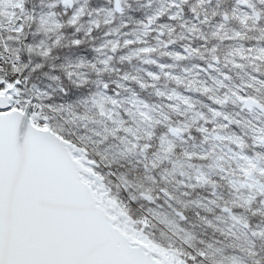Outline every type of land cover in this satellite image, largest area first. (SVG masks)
Masks as SVG:
<instances>
[{"label": "snow or ice", "instance_id": "obj_1", "mask_svg": "<svg viewBox=\"0 0 264 264\" xmlns=\"http://www.w3.org/2000/svg\"><path fill=\"white\" fill-rule=\"evenodd\" d=\"M125 2L112 0L103 23L123 15ZM186 2L168 0L176 9L168 20L180 21L181 38L195 39L197 47L185 43L182 52L164 54L173 61L197 56L202 63L192 67L198 71L186 69V80L165 71L175 65L144 62L205 96L203 111L175 88L163 92L151 85L172 102L161 107L126 87L129 80L149 86L135 76L100 78L113 71L108 53L146 43L141 37L168 9L121 33L134 39H107L93 48L92 60L81 55L59 65L75 87L49 92L35 85L28 90V76L21 74L41 69L32 57H51L63 46L66 27L73 29L72 49L83 45L78 34L88 0H50L47 7L62 6L64 19L52 11L34 15L25 0H0V264H264V0H234L231 10L212 13L219 16L215 21L201 19L210 0H193L189 23L181 21ZM100 23L89 19L84 34L91 38ZM33 24L29 40L26 29ZM201 25L210 30L202 32ZM162 29L172 31L168 23L158 26L161 35ZM153 51L137 47L119 59ZM237 70L243 73L239 83L232 75ZM90 71L97 75L95 91L77 104L49 102L53 93L87 90ZM199 73L210 83L197 80ZM146 76L159 79L152 71ZM120 90L131 94L122 97ZM128 157L142 169V183L111 167L102 174V165ZM109 177L131 201L148 202L146 214H133ZM156 224L162 225L159 234Z\"/></svg>", "mask_w": 264, "mask_h": 264}, {"label": "trees", "instance_id": "obj_2", "mask_svg": "<svg viewBox=\"0 0 264 264\" xmlns=\"http://www.w3.org/2000/svg\"><path fill=\"white\" fill-rule=\"evenodd\" d=\"M50 0H25V7L33 12L34 15H39L42 13H47L49 11H52L56 14L57 19H64L65 18V10L62 6L59 4L52 9H49L47 7ZM79 2H83V0H79ZM210 2L213 3L211 10H206V6H204V11H207V13H213L214 11L217 12V14L220 11L224 10H231L232 4L234 3V0H210ZM102 3H107L109 6V9L112 8V0H88L87 4V11L92 12V16L89 17L87 15V11L85 13V16L82 17V23L84 24V28L81 29V32L78 34L80 38L84 40L83 45L77 49L73 50L71 45L69 44V41L73 38V29L70 27H66L64 31V40H63V46L60 48H57L53 55L49 58L42 59L40 57H32L33 63H40L42 65L41 69H38L34 73H30L27 70L22 73V76L27 75L28 76V85L33 86L35 85L36 88L45 89L49 92H53V89L59 90L58 88L64 87H75V85H71L67 79L64 77L62 70L59 68V65L61 64H67L69 61H75L79 56H84L86 59L92 60L95 56V53L93 52V48L96 46H99L102 42V38H112L118 34H120V27L117 26V23L120 21V18L122 15L120 14H114V18L112 19L110 24H104L103 20L105 18L106 11L109 9L104 8L102 6ZM193 0H187V2L183 5H181L183 9V14L181 16V21L185 23H189L193 21L192 13L189 11L190 6L192 5ZM125 8L124 14L129 15L130 18H123L122 22L126 23V26H133L134 30L139 29L141 25L136 24L137 21H145L148 16L153 15L157 10L159 9H166L168 7V11L165 12L162 16L157 18V22H162L163 20H168V15L176 11L174 7H169L168 0H126L125 4L122 5ZM94 10H100L99 16H97L96 11ZM70 14V13H69ZM123 14V15H124ZM210 18V16L208 15ZM213 18H219L217 15ZM89 19H99L101 21L100 27L98 29H95L91 33V38L86 36L84 34V30L87 28V21ZM135 19V21H134ZM201 19H202V13H201ZM212 20V19H210ZM169 21V20H168ZM170 27L172 29L171 33L162 32V35L159 33H156L155 24L151 25L152 31L149 32L147 36H143L141 38H149L151 35L155 37V40H158V38H165L164 34L168 38H165L164 42H167L169 40L175 41L174 44H168L167 47L165 45L160 49L158 52L154 49L153 52L149 54H140L139 57L131 58L130 60L121 61L120 65L121 67L111 66L113 71L108 72L105 71L101 74L100 78L104 79L106 81H111L118 79L119 76H122L124 73H128L130 76H135L142 81L146 82L147 87L144 89L139 88L138 84L133 81H125L126 87L131 90V92H135L137 96L150 98L153 100H160L162 96L158 97L155 95V88H159L162 85H167L171 83L173 80L169 77L167 78L162 73L159 72V69L156 65L145 63V59H155L158 64H165V65H175L176 68H174V72L177 74H183L184 76L189 77L188 72L185 71L186 69H191L193 73H196L198 70L194 69L192 66L194 64H201L202 61L197 56H191L188 57L186 54V58L180 61H173L172 58L168 55H165L166 52H171L174 50L177 51H183L182 45L185 43H188L191 47H197V41L195 39H182L181 33L183 29L180 26V21H169ZM232 25H230L231 27ZM112 28H118L119 31L116 34H110L108 36L103 35V31H109ZM35 29V24H33L30 28L26 29L27 32V39H32V32ZM202 32L207 33L208 29L206 28V25L204 29H201ZM185 36L188 34L185 32ZM215 43V41H212ZM15 46V45H13ZM221 50L223 49V45L220 46ZM113 56V61H115L116 53H110ZM24 60H28V56H24ZM127 64H131L132 67H126ZM54 66V67H50ZM123 67V68H122ZM167 68H165L166 70ZM173 69V68H171ZM223 71H227V68H222ZM148 71L156 72L159 75V79L156 81L150 80L146 73ZM24 74V75H23ZM200 74L196 76V79L200 80ZM50 75H55L59 77L57 80H51L49 79ZM233 77L235 78H241L243 76L242 72L232 73ZM187 78V79H188ZM97 79V75L94 72H89V80L87 85L85 86L87 90H77L73 89V94L71 96H61L57 97L55 93H53L51 100L49 102H56V103H66V104H77L78 101L85 98L88 92L95 91V84L93 81ZM186 79V80H187ZM155 84V88H153L151 85ZM35 90V89H34ZM185 89L183 86H180L179 91L183 93L182 91ZM122 97H129L130 92L125 90H120ZM207 100V99H205ZM202 108V104L198 105L196 103L193 104V108L196 109L197 107ZM233 110V106L229 105L228 109L230 111ZM77 110H82V108L77 105ZM170 119H176V117L170 115ZM180 119H184L183 117H180ZM136 158L135 157H128L127 159H121L116 162H114L111 166L102 165L101 166V172L102 174L104 172L109 171V168L113 169V171H116L117 174L123 172L126 176L129 178H133L134 180L138 182H143V171L140 167L134 166L135 165ZM113 180V190L116 191L118 197L123 200L126 204L129 205L130 211L135 215H141L146 212L147 208L151 205L148 202H145L143 200H137V201H131L128 199L126 192H124L122 189H116L115 188V177H109ZM148 186V185H145ZM155 187V186H153ZM162 228V225L156 224L155 228L153 229L154 232L159 234V230Z\"/></svg>", "mask_w": 264, "mask_h": 264}, {"label": "rangeland", "instance_id": "obj_3", "mask_svg": "<svg viewBox=\"0 0 264 264\" xmlns=\"http://www.w3.org/2000/svg\"><path fill=\"white\" fill-rule=\"evenodd\" d=\"M212 5H213V3L212 2H210L209 4H207V6H206V10H211L212 9ZM102 6H104V8H106V9H109V6H108V4L107 3H102ZM112 7H113V4H112ZM232 7H233V4H232ZM231 7V8H232ZM166 9H168V7L166 8ZM210 16V19H212V21H215L217 18H213V16H212V12L211 13H207V11H203L202 12V19L204 18V16ZM123 18H130L129 17V15H126V14H124V15H122L121 16V18H120V21L117 23V26H119L120 27V34H118V35H116V36H114V37H112V38H102V42L103 41H105V40H107V39H118L120 42H121V44L123 43V40L124 39H130V40H132V39H134V37L133 36H131L130 34L128 35V36H124V35H122L121 33H130L132 30H134V27L133 26H126V23H123L122 22V19ZM128 20V19H127ZM134 21H135V19H134ZM163 23H168L169 25H170V22L168 21V20H163L162 22H157L156 23V25H155V29H156V33H158V31H157V28H158V26L160 25V24H163ZM124 25L123 27H121V25ZM137 24V23H136ZM204 27H205V25H201L200 26V28L201 29H204ZM206 28L208 29V31L210 30L209 29V27L206 25ZM168 31V29H162V30H160V32H167ZM106 31L104 30L103 31V35H104V33H105ZM105 36V35H104ZM164 36H165V38H168L167 36H166V34H164ZM165 38H158V40H155V37L154 36H150L149 38H141V40L142 41H144V42H146V43H140V44H132V45H129V46H127V47H120L115 53H116V58H115V61H111L110 62V66H116V67H121V65H120V63H121V60L119 59V57L121 56V55H127V54H129V52H130V50H132V49H135V48H137V47H150V48H153V49H155L157 52L160 50V49H162V47L164 46V43H161L162 41L164 42L165 40ZM105 51H107V50H105ZM111 52H109L108 54L109 55H111L110 54ZM167 53V52H166ZM142 55L144 54V53H141ZM133 58H136V56H133ZM126 67H132L131 66V64H127V66ZM123 68V67H122ZM174 68H176L175 66L173 67V69H169V68H167L165 71L166 72H169L171 75H180V76H184L183 74H177L176 72H174L173 70H174ZM226 71V70H225ZM22 75V74H21ZM24 75V74H23ZM186 79L188 78V77H186V76H184ZM168 78V77H167ZM200 79H203L204 81H205V83L206 84H208V83H210V81L208 80V77H207V75L206 74H200V77H199ZM233 79H234V81L236 82V83H239L240 82V79L241 78H235V77H233ZM198 80V79H197ZM180 86L181 85H177L174 81H172L171 83H169V84H167V85H162V86H160L158 89H160L161 91H163V92H168L169 90H171V89H173V88H175V89H177L178 91H179V89H180ZM26 87H27V89L28 90H32V91H34V89L31 87V86H29L28 85V83H27V85H26ZM182 91V90H181ZM221 91H223V90H221ZM183 93V95H186V96H189L190 98H191V101H192V103L194 104V103H196V104H198V105H203L204 103H208V101L207 100H205V99H207L205 96H203V95H201L199 92H192V91H189V90H184V91H182ZM139 99H142V100H144L146 103H148L149 105H159V106H161V107H163L164 105H166V104H169V103H172L171 101H168L165 97H163L162 96V98L160 99V100H153V99H150V98H146V97H139V96H137ZM196 110H201V111H203L204 109H203V107L201 108V107H197L196 108ZM165 111H167V109H165ZM229 111V110H228ZM230 111H231V109H230ZM144 214H146V212H144Z\"/></svg>", "mask_w": 264, "mask_h": 264}]
</instances>
